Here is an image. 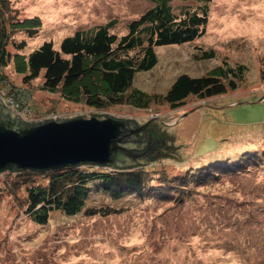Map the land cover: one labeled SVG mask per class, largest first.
Masks as SVG:
<instances>
[{"label": "rangeland", "instance_id": "rangeland-1", "mask_svg": "<svg viewBox=\"0 0 264 264\" xmlns=\"http://www.w3.org/2000/svg\"><path fill=\"white\" fill-rule=\"evenodd\" d=\"M10 1L19 8L21 19L35 16L41 21L32 38L21 28L15 31V39L26 38L27 43L4 69L12 84L33 93L34 111L21 114L25 120L89 113L135 118L138 123L151 119L171 135L158 149L160 157L146 163L154 170V184L163 171L168 176L184 173L192 163L215 153H230L250 144H259L258 150L264 153V0H211L209 21L200 38L157 46L158 63L138 71L134 81L160 99L148 108L130 104L97 108L80 100V86L91 85L94 90L102 84L97 75L82 80L72 95L64 92L66 88H43L42 76L28 85L23 75L25 55L44 39H53L59 46L62 37L75 29L112 17L118 19L117 29L125 30L126 21L152 2ZM9 48L17 51L13 44ZM210 49L215 56L197 58ZM239 63L246 69L235 90L208 100L194 96L178 108L162 100L180 73H215L227 64ZM1 92L8 100L10 95ZM260 159L263 167L253 165L245 176L207 179L182 201L144 200L133 194L114 199L92 181L81 212L68 215L54 209L45 224L25 213V183L12 185L24 173L2 171L0 264H264V157ZM34 178L47 181L44 173H34Z\"/></svg>", "mask_w": 264, "mask_h": 264}, {"label": "trees", "instance_id": "trees-1", "mask_svg": "<svg viewBox=\"0 0 264 264\" xmlns=\"http://www.w3.org/2000/svg\"><path fill=\"white\" fill-rule=\"evenodd\" d=\"M148 1L152 5L128 19L125 30L117 29L118 19L112 17L105 22L75 29L62 37L59 46L53 39H44L25 55L27 71L23 81L29 85L33 79L42 76L43 88H66L64 92L72 95L71 90L77 84L86 77L93 79L97 75L102 81L97 89L84 84L77 94L87 104L97 108L120 104L148 108L154 102H160L156 94L134 85L135 76L138 71L151 69L158 63L157 46L200 38L209 21L211 0H181L178 4L174 0ZM18 9L10 0H0V92L4 90L10 95L6 100L8 107L27 115L34 111L33 93L12 84L4 69L27 43L26 38L15 39V31L21 28L32 38L38 34L41 21L35 16L21 19ZM10 44L17 51L13 53ZM213 56L214 49L197 54L199 59ZM245 69L246 66L239 63L235 66L227 64L215 73H180L162 95V100L172 108H178L186 106L194 96L208 100L235 90L241 86ZM125 119L134 120L137 126L143 124L135 118ZM144 123L145 127L137 132V138L139 144L145 143L144 148L149 151L148 162L151 163L160 157L158 149L167 143L166 139L171 140V135L151 119ZM258 145L250 144L244 149L199 159L181 174L168 176L163 171L156 184L153 183L154 170L149 169L146 163L128 167L81 163L43 170L7 167L2 171L24 173L20 181L14 180L12 185L16 188L20 182L25 183V213L36 223L45 224L54 209L68 215L81 212L93 189L92 181L95 188L103 189L114 199L133 194L144 200L166 198L182 201L185 196L198 191L197 187L207 179L218 181L223 176L234 177L242 173L245 176L253 165L263 167L260 158L264 153L258 150ZM34 173H44L47 181L36 180Z\"/></svg>", "mask_w": 264, "mask_h": 264}, {"label": "water", "instance_id": "water-1", "mask_svg": "<svg viewBox=\"0 0 264 264\" xmlns=\"http://www.w3.org/2000/svg\"><path fill=\"white\" fill-rule=\"evenodd\" d=\"M145 127L108 113L25 120L0 98V172L81 163L128 167L147 163L137 132Z\"/></svg>", "mask_w": 264, "mask_h": 264}, {"label": "built area", "instance_id": "built-area-1", "mask_svg": "<svg viewBox=\"0 0 264 264\" xmlns=\"http://www.w3.org/2000/svg\"><path fill=\"white\" fill-rule=\"evenodd\" d=\"M0 98L3 100V102L6 104L7 103V101L4 99V97H3V94H2V92H0ZM7 105V104H6ZM14 109V108H13ZM16 112H18V111H16ZM19 113V112H18ZM20 114V113H19ZM21 115V114H20ZM52 116H54V115H52ZM54 117H58V116H54Z\"/></svg>", "mask_w": 264, "mask_h": 264}]
</instances>
